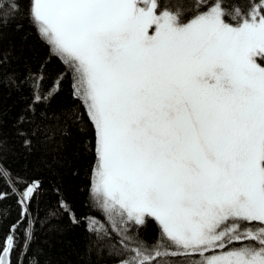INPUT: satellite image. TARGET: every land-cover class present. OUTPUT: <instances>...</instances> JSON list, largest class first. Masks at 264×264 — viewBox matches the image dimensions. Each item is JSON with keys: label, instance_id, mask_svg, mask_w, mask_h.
<instances>
[{"label": "snow or ice", "instance_id": "1", "mask_svg": "<svg viewBox=\"0 0 264 264\" xmlns=\"http://www.w3.org/2000/svg\"><path fill=\"white\" fill-rule=\"evenodd\" d=\"M23 3L0 0V27ZM223 3L173 11L159 0H28L95 128L92 196L110 228L93 219L88 231L120 264H264V0L231 11ZM44 79L8 82L30 89L34 113L60 90ZM63 118L79 119L70 110ZM0 180L28 220L40 182L3 165ZM149 220L159 227L151 243L139 235ZM15 232L0 242V264H12ZM31 238L26 230L25 247Z\"/></svg>", "mask_w": 264, "mask_h": 264}, {"label": "trees", "instance_id": "2", "mask_svg": "<svg viewBox=\"0 0 264 264\" xmlns=\"http://www.w3.org/2000/svg\"><path fill=\"white\" fill-rule=\"evenodd\" d=\"M159 3L161 8L167 4L170 10L184 11L197 0H159ZM235 5L246 7L247 0L223 3L230 11ZM27 9L28 0H24L21 12L10 16L0 27V111L3 113L0 165L13 177L39 181L40 191L32 201L29 219L21 220L16 196L0 180V192H8L7 198L0 201V242L16 225L17 247L11 257L12 264H120L121 257L105 241L97 244L95 235L88 231L93 219L110 228L92 196L97 163L95 128L83 103L74 97L72 72L51 54L30 21ZM29 72L45 77V89L54 81L60 83L55 97L47 105H37L34 113L28 111L30 89L25 86L18 90L8 82L10 76L23 80ZM69 110L79 119L66 121L63 114ZM22 115L26 120L18 124ZM21 131L25 135H20ZM25 140L30 143L26 145ZM61 201L79 223H73L70 215L60 209ZM26 230L32 236L27 247ZM139 235L149 243L154 242L159 227L149 220ZM112 242H116L115 234Z\"/></svg>", "mask_w": 264, "mask_h": 264}]
</instances>
